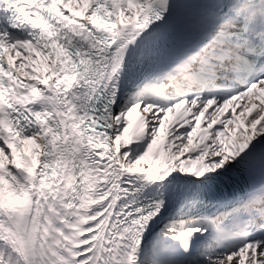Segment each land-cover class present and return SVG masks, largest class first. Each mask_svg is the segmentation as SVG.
<instances>
[{
    "label": "snow or ice",
    "instance_id": "6c2138e0",
    "mask_svg": "<svg viewBox=\"0 0 264 264\" xmlns=\"http://www.w3.org/2000/svg\"><path fill=\"white\" fill-rule=\"evenodd\" d=\"M0 264H264V0H0Z\"/></svg>",
    "mask_w": 264,
    "mask_h": 264
}]
</instances>
